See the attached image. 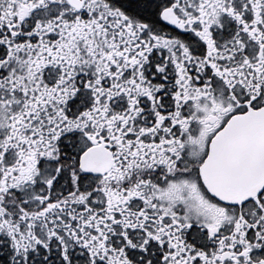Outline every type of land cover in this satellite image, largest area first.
Masks as SVG:
<instances>
[{
	"label": "snow or ice",
	"instance_id": "1",
	"mask_svg": "<svg viewBox=\"0 0 264 264\" xmlns=\"http://www.w3.org/2000/svg\"><path fill=\"white\" fill-rule=\"evenodd\" d=\"M0 264H264V0H0Z\"/></svg>",
	"mask_w": 264,
	"mask_h": 264
}]
</instances>
